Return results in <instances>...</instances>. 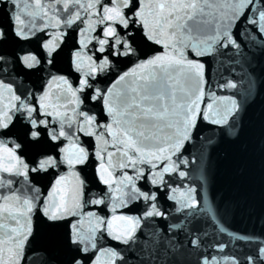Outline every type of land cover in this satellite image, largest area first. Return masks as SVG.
I'll return each mask as SVG.
<instances>
[{"label":"snow or ice","instance_id":"snow-or-ice-1","mask_svg":"<svg viewBox=\"0 0 264 264\" xmlns=\"http://www.w3.org/2000/svg\"><path fill=\"white\" fill-rule=\"evenodd\" d=\"M121 3L0 0V264H264V0H219L195 95L144 146L112 131L152 43Z\"/></svg>","mask_w":264,"mask_h":264},{"label":"water","instance_id":"water-1","mask_svg":"<svg viewBox=\"0 0 264 264\" xmlns=\"http://www.w3.org/2000/svg\"><path fill=\"white\" fill-rule=\"evenodd\" d=\"M129 3L122 0L113 18ZM220 7L219 0H140L136 24L152 43L138 35L133 45L136 63L112 91L117 143L148 145L176 127L195 95L200 63L196 57L212 42Z\"/></svg>","mask_w":264,"mask_h":264}]
</instances>
